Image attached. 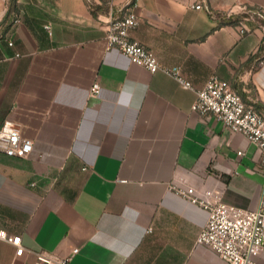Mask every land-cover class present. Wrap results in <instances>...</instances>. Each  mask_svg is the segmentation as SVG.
I'll use <instances>...</instances> for the list:
<instances>
[{
    "label": "crops",
    "instance_id": "0c3cea01",
    "mask_svg": "<svg viewBox=\"0 0 264 264\" xmlns=\"http://www.w3.org/2000/svg\"><path fill=\"white\" fill-rule=\"evenodd\" d=\"M131 2V37L192 89L106 49L103 21ZM242 7L264 0H117L96 14L85 0H0V128L33 142L25 158L0 152V229L26 250L0 240V264L76 248L70 264H227L196 244L207 210L172 187L251 210L264 199V155L191 110L217 76L264 114V35L230 23Z\"/></svg>",
    "mask_w": 264,
    "mask_h": 264
},
{
    "label": "built area",
    "instance_id": "2783aa9c",
    "mask_svg": "<svg viewBox=\"0 0 264 264\" xmlns=\"http://www.w3.org/2000/svg\"><path fill=\"white\" fill-rule=\"evenodd\" d=\"M85 1L93 12L98 6L107 7L111 11L117 0ZM194 8L200 10L203 6L199 3ZM16 22H20V19H16ZM103 22L106 24L104 35L106 49L116 48L132 63L144 67L151 73L164 71L176 79L183 88H193L179 67H163L151 49L131 37V33L138 28L140 22L137 3L127 4L121 9L120 14L115 16L112 14L108 21ZM235 27L241 36L255 31H261L264 35V8L242 7L241 17ZM45 28L50 30V25H46ZM5 41L10 47L14 46V42L9 38L5 37ZM261 47H264V37ZM15 55L19 56L18 53ZM1 62L0 59V64ZM100 91L101 85L99 81H95L90 96H96ZM191 110L203 115L212 114L224 129L242 134L264 155V114L246 103L232 83L217 76L210 77L204 87L197 91V98ZM32 150V140L23 137L20 128L5 126L0 128V152L12 157L25 158ZM238 154L241 155L242 151ZM261 162L264 165V158ZM172 188L208 212L207 223L197 235L196 244L210 248L227 264H264V199L257 209L251 210L211 200L209 197H201L194 188L185 189L178 186ZM0 240L12 244L16 248V256H22L26 252L20 236H9L0 229ZM78 251V248L74 249L72 255L68 257H58L41 251L36 253L34 264H70L73 255Z\"/></svg>",
    "mask_w": 264,
    "mask_h": 264
},
{
    "label": "trees",
    "instance_id": "16d2710c",
    "mask_svg": "<svg viewBox=\"0 0 264 264\" xmlns=\"http://www.w3.org/2000/svg\"><path fill=\"white\" fill-rule=\"evenodd\" d=\"M14 2H15V0H12V3H14ZM93 13L96 14L95 11H93ZM238 20H239V19L237 18V19L234 20V21H230V23H232V24H236V23H238ZM255 108H256V107H255ZM256 109H257V108H256ZM257 110H258V109H257Z\"/></svg>",
    "mask_w": 264,
    "mask_h": 264
}]
</instances>
